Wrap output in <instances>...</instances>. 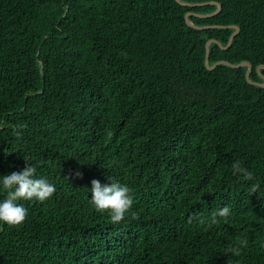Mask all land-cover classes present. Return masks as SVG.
Here are the masks:
<instances>
[{
	"label": "trees",
	"instance_id": "obj_1",
	"mask_svg": "<svg viewBox=\"0 0 264 264\" xmlns=\"http://www.w3.org/2000/svg\"><path fill=\"white\" fill-rule=\"evenodd\" d=\"M182 1L0 0V181L29 163L57 189L0 221V264H264V86L205 63L237 25L210 65L263 81L264 0ZM110 178L134 196L119 223L91 202Z\"/></svg>",
	"mask_w": 264,
	"mask_h": 264
},
{
	"label": "clouds",
	"instance_id": "obj_2",
	"mask_svg": "<svg viewBox=\"0 0 264 264\" xmlns=\"http://www.w3.org/2000/svg\"><path fill=\"white\" fill-rule=\"evenodd\" d=\"M18 127L24 128L26 125H19ZM16 135L19 136L20 132H16ZM108 135L111 136V133H108ZM231 167L234 176L238 175L246 181L254 179V174L244 167L241 161H234ZM76 175L82 174L77 172ZM110 179V184H102L98 179L92 180L90 189L92 193L91 202L98 211H108L110 220L113 223H119L133 208L134 196L132 189L127 184H121L117 180ZM0 183H2V187L6 191V198L0 202V221L12 226L23 223L28 215V209L22 203H18V201L35 199L44 202L51 198L57 190L55 185L49 182L47 178H37L36 167L29 163L21 171H14L2 176ZM259 187V184H253L251 186V194L256 193ZM131 214L133 219L138 218L135 212ZM230 215V206H224L213 211L208 227L219 224L218 217L224 218L225 222H227ZM199 222L203 224L206 221L201 217ZM247 244L248 241L246 239L238 238L237 243L229 246L224 254L240 256L242 247H247Z\"/></svg>",
	"mask_w": 264,
	"mask_h": 264
},
{
	"label": "water",
	"instance_id": "obj_3",
	"mask_svg": "<svg viewBox=\"0 0 264 264\" xmlns=\"http://www.w3.org/2000/svg\"><path fill=\"white\" fill-rule=\"evenodd\" d=\"M179 3L183 4V5H189V6H192V5H198L196 3H188V2H185V1H182V0H177ZM213 3L217 4L218 5V9L213 12V13H209V14H202V16L204 17H207V16H211V15H214L216 14L217 12H219L222 8V4L220 2H216V1H213ZM192 14V12H187L186 13V20H187V23L190 25V26H193L197 29H204V28H207V27H210V26H198L196 24L193 23V21L190 19V15ZM230 27H234L235 28V31L233 32V34L231 35L230 39H229V43L226 45V46H223L222 43L220 41H218L217 39L215 38H210L207 40L206 42V60H205V63H206V66L208 69H214L216 68L219 64H227L231 67H242V66H245L247 67V73H246V77H247V80L252 83V84H256V85H260V86H264V74L262 72V69L264 68V64H260L256 67V70L257 72L260 74V76L263 78V81L262 82H259V81H254L251 79V73L253 72L254 70V66L253 64L250 62V61H243V62H240V63H237V64H234L228 60H220L218 62H216L214 65H210V61H209V52H210V44L212 42H216L218 43L222 48L226 49L228 48L234 37L238 34V32L240 31V27L237 26V25H229Z\"/></svg>",
	"mask_w": 264,
	"mask_h": 264
}]
</instances>
